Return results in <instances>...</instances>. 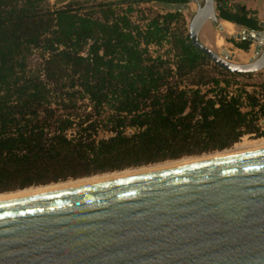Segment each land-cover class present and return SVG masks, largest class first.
I'll return each instance as SVG.
<instances>
[{"label": "trees", "instance_id": "1", "mask_svg": "<svg viewBox=\"0 0 264 264\" xmlns=\"http://www.w3.org/2000/svg\"><path fill=\"white\" fill-rule=\"evenodd\" d=\"M48 2L0 0V193L264 137V82L229 91L227 77L252 74L213 65L191 45L178 10L141 27L129 16L132 1ZM215 2L219 19L260 30L245 6ZM228 42L244 52L251 44ZM164 43L171 60L149 52ZM35 51L41 62L30 70ZM85 101L91 111H75Z\"/></svg>", "mask_w": 264, "mask_h": 264}, {"label": "water", "instance_id": "2", "mask_svg": "<svg viewBox=\"0 0 264 264\" xmlns=\"http://www.w3.org/2000/svg\"><path fill=\"white\" fill-rule=\"evenodd\" d=\"M190 1L198 52L264 70V23L235 36L256 44L235 63L199 40L208 22L224 31L215 0ZM0 264H264V149L0 201Z\"/></svg>", "mask_w": 264, "mask_h": 264}, {"label": "rangeland", "instance_id": "3", "mask_svg": "<svg viewBox=\"0 0 264 264\" xmlns=\"http://www.w3.org/2000/svg\"><path fill=\"white\" fill-rule=\"evenodd\" d=\"M69 0H49L48 5L51 9L58 8L60 6L65 5ZM94 2H102V1H121V0H93ZM132 1V9L133 12L129 14L131 21L134 22L135 24H138L139 26L143 27L147 21L152 19L155 15H163L168 12H174L178 10L181 13L182 19L184 20L185 27L188 32V24L196 10V4L192 1L189 0V2L185 4H167L162 1H153V0H128ZM203 0H199L200 3H202ZM81 4H91V0H82L80 2ZM127 4H124L120 6L117 9V13H124L126 11ZM174 26L177 27V24L174 23ZM241 31V28H237V33L232 36V39L235 41H239L235 39V36L239 34ZM261 31V28L260 30ZM220 31L216 28V26L212 25L211 23H207L204 25L202 30L200 31L199 34V40L201 43L209 47L210 49L214 50L217 53H227L229 57L232 58V62L235 63H247L249 60L253 59L254 57V51H255V43H251L249 46L248 51H240L235 46L228 42L230 39L229 36L223 35V46L220 48L216 49L213 46V40L216 35H218ZM220 42H218L219 44ZM169 49L168 44H163L161 47L157 46H149V52L150 54L155 57L158 55L165 56L166 58H169L171 60L172 56L171 54L167 55V50ZM41 62V58L39 56V52L35 51L31 55H29L26 59L27 66L30 70H34L35 68L38 67V65ZM227 79L233 84L231 85L229 91H234L235 88H242L245 87V89L248 92H252L254 90L253 85H259L260 83L264 82V70L255 74H252L251 77H227ZM78 109L75 111H91L89 107L88 102H79L77 105ZM101 137L108 136L106 133H101ZM260 143L264 142V137H255L253 135H245L243 136L237 143L233 144L231 147L221 150V151H212L208 153H202L199 155H187L183 156L178 159H170V160H164L160 162H156L153 164H148V165H142L139 167H131V168H126L123 170H116V171H111V172H104V173H97V174H92L87 177H82V178H77V179H68L66 181L62 182H57V183H50L48 185H40V186H33L29 188H25L22 190H15V191H9V192H4L0 193V198H7L9 199L12 196H20V194L24 192H36V191H41L47 190V192H50V190H55V189H62L65 185L73 184V183H90V182H103V181H108V180H113L117 179L123 176H128V175H133V174H140V173H145L148 170H156V169H161V168H167L177 166V165H183V164H190L193 162H199V161H204L206 159L204 158H209L212 156H218L223 153H228V152H233L236 150H243V152H248V151H254V150H259V149H248L250 148L249 144H254V143ZM243 144V145H242ZM245 144H248L245 146ZM241 145V146H239ZM245 146V147H244ZM248 146V148H247ZM236 147V148H235ZM244 147V148H241ZM246 149V151H245ZM263 149V148H260ZM232 150V151H231ZM239 154V153H236ZM214 158V157H212ZM201 159V160H200ZM204 159V160H203ZM210 160V159H207ZM164 166V167H163ZM158 167V168H155ZM150 170V171H152ZM142 171V172H141ZM149 172V171H148ZM128 173V174H127ZM127 174V175H126ZM107 178V179H106ZM104 179V180H102ZM96 180V181H94ZM87 184V183H86ZM58 186V188H56ZM63 186V187H60ZM54 188V189H51ZM20 193V194H19Z\"/></svg>", "mask_w": 264, "mask_h": 264}, {"label": "crops", "instance_id": "4", "mask_svg": "<svg viewBox=\"0 0 264 264\" xmlns=\"http://www.w3.org/2000/svg\"><path fill=\"white\" fill-rule=\"evenodd\" d=\"M225 1L227 7H232L235 4H240L245 6L246 10L255 14V16L259 20V23H264V0H225ZM219 24L224 29V31L220 32L218 35L214 37L213 46L216 49L223 46V35H227L229 36L230 39H232V36H234L237 33V28H241L234 25L233 23L221 19H219ZM218 42H220V44H218Z\"/></svg>", "mask_w": 264, "mask_h": 264}, {"label": "bare ground", "instance_id": "5", "mask_svg": "<svg viewBox=\"0 0 264 264\" xmlns=\"http://www.w3.org/2000/svg\"><path fill=\"white\" fill-rule=\"evenodd\" d=\"M221 39V38H220ZM220 44V43H219ZM256 45V44H255ZM243 145V144H242ZM246 145H248V144H245V146ZM250 145V148H248V146H247V148L248 149H251V148H254V149H259V150H262V149H260V148H263L264 149V142H258V143H254V144H249ZM239 146H241V145H239ZM244 146V147H245ZM244 147H241V148H244ZM236 148V147H235ZM232 151V150H231ZM241 151H243V150H236V151H233V152H228V153H223L222 152V154H220L219 156L220 157H218V156H212V157H214V158H212V157H209V158H204V159H206V160H204V161H208L207 159H210V160H212V159H217V158H222V157H227V156H232V155H237L236 153H239V154H242L241 153ZM245 151H246V149H245ZM254 151H257V150H254ZM248 152H252V151H248ZM243 153H247V152H243ZM201 160V159H200ZM199 162H203V161H199ZM193 163H198V162H193ZM193 163H190V164H193ZM184 165H188V163L187 164H183V165H177V166H173V167H167V168H161V169H159L158 167H155V168H158V169H156V170H152V169H150V170H152V171H150V170H148L147 172H145V173H150V172H154V171H159V170H164V169H169V168H174V167H179V166H184ZM164 167V166H163ZM142 172V171H141ZM145 173H140V174H145ZM128 174V173H127ZM126 174V175H127ZM134 175H139V174H133V175H128V176H123V177H129V176H134ZM123 177H120V178H123ZM107 179V178H106ZM118 179V178H117ZM102 180H104V179H102ZM94 181H96V180H94ZM87 184H92V183H97V182H90V183H88V182H86ZM85 182L83 183H73V184H70V186L69 185H65L64 187L63 186H61V187H63L62 189H65V188H71V187H76V186H81V185H87ZM60 187V186H59ZM60 187V188H61ZM56 188H58V186L56 187ZM51 189H54V188H51ZM55 190H60V189H55ZM55 190H50V191H55ZM45 192H47V190H43V192H39V191H34V192H30V191H28V192H24V193H22V194H20V196L18 195V196H12V197H10L9 199H7V198H0V201H5V200H10V199H15V198H20V197H25V196H30V195H35V194H40V193H45Z\"/></svg>", "mask_w": 264, "mask_h": 264}]
</instances>
